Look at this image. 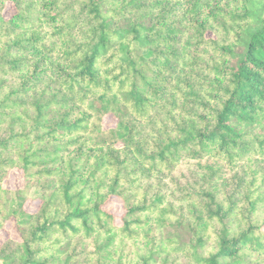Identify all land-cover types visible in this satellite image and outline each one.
<instances>
[{
	"label": "trees",
	"instance_id": "obj_1",
	"mask_svg": "<svg viewBox=\"0 0 264 264\" xmlns=\"http://www.w3.org/2000/svg\"><path fill=\"white\" fill-rule=\"evenodd\" d=\"M183 156L210 157L209 180L244 163V192L166 202L157 183ZM34 181L48 192L28 212ZM11 219L22 240L2 264H78L72 239L93 240L92 264H264V0H0Z\"/></svg>",
	"mask_w": 264,
	"mask_h": 264
},
{
	"label": "rangeland",
	"instance_id": "obj_2",
	"mask_svg": "<svg viewBox=\"0 0 264 264\" xmlns=\"http://www.w3.org/2000/svg\"><path fill=\"white\" fill-rule=\"evenodd\" d=\"M112 120L113 118L110 115L104 118L105 122H110ZM207 162H212L210 157H181L180 160L176 163L175 167L172 169V171L164 175V177L160 178V185H158L157 183V189L160 192L164 193V199L166 200V202H171L172 205H174L175 207H182L183 209L185 207V204L190 199L196 198L195 195H192L187 199L188 192L193 191L191 187L204 186L207 183H213L214 185H217L220 188H224L225 185V192L227 194L229 192L238 191V195L244 192L243 188L242 190L239 188L240 185L242 186V184L239 183V180H241V178L244 179L245 177L246 171L244 166L242 165L244 163L237 162L232 168L225 167L224 172L221 173V178H212L211 180H209V178L205 176L206 174H204L205 170L198 166L199 163L204 164ZM218 163L221 164V161H218ZM222 181H226V183ZM5 183L13 188H20L23 186L22 177L19 172L16 171H11V173L6 176ZM235 187L238 188L236 189ZM47 192L48 191L44 190V188L42 187V185L39 184V182L34 181V183H32V185H29L27 188V195L22 208L28 212H37V210L41 206L43 196L47 194ZM103 208L114 213L116 217L115 222L117 224L119 222V216L123 212L119 198L113 197L107 199L105 204H103ZM184 212H186V209ZM26 233L27 232H25V234ZM21 240V232L16 229L13 220L11 219L6 221L0 228V255L11 251L17 243L21 242ZM128 242L131 241L128 240ZM94 246L95 245L92 239H85L83 244H78L77 240L72 239L71 244L68 246V250L73 249L70 250V252L72 251L73 253H75V262H78V264H92L95 262V259L98 255L97 253H93ZM129 247L131 246H128L127 250H130ZM48 255L49 254H47V256ZM43 257H45L44 254L42 255V258ZM51 259V257H47V264H56V262H49ZM182 260V258H176L167 264H183V262H181ZM101 262L103 264H110L112 263V260H108V257H105L101 258ZM0 264H2L1 260Z\"/></svg>",
	"mask_w": 264,
	"mask_h": 264
}]
</instances>
